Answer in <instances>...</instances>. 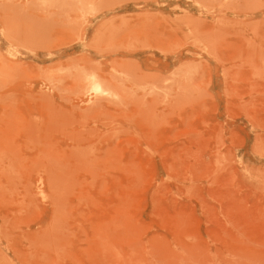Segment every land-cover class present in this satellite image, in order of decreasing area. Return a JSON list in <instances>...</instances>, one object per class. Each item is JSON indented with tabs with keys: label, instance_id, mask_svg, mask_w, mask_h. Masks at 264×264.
Returning <instances> with one entry per match:
<instances>
[{
	"label": "rangeland",
	"instance_id": "rangeland-1",
	"mask_svg": "<svg viewBox=\"0 0 264 264\" xmlns=\"http://www.w3.org/2000/svg\"><path fill=\"white\" fill-rule=\"evenodd\" d=\"M0 264H264V0H0Z\"/></svg>",
	"mask_w": 264,
	"mask_h": 264
}]
</instances>
